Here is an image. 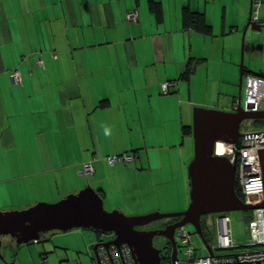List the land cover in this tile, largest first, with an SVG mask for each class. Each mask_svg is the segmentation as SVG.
I'll return each instance as SVG.
<instances>
[{"label":"crops","instance_id":"obj_1","mask_svg":"<svg viewBox=\"0 0 264 264\" xmlns=\"http://www.w3.org/2000/svg\"><path fill=\"white\" fill-rule=\"evenodd\" d=\"M249 6L250 0H0V211L56 202L91 186L105 206L136 216L150 194L160 196L158 207L166 202L174 181L189 189L193 108L236 109ZM130 11L136 21L127 19ZM244 48L262 52L264 43L252 39ZM17 70L20 84L11 77ZM242 72L243 80L264 77L244 66ZM166 81L175 84L165 95ZM242 87L241 80L240 93ZM123 153H134V161L109 165L110 156ZM87 161L93 171L84 176ZM84 229L18 246L3 236L9 257L0 264H96Z\"/></svg>","mask_w":264,"mask_h":264},{"label":"water","instance_id":"obj_2","mask_svg":"<svg viewBox=\"0 0 264 264\" xmlns=\"http://www.w3.org/2000/svg\"><path fill=\"white\" fill-rule=\"evenodd\" d=\"M252 0L249 16L242 32V52L239 76V92L235 110H219L194 107L192 119L193 159L189 163L190 182L188 207L181 212H151L144 215L128 216L118 209L108 211L104 208L102 197L87 186L75 194H68L56 202H39L22 210L0 211V259L3 260L2 237H9L15 245L38 240L42 235L65 232L76 228L92 229L98 233L111 234L113 239L106 242L116 245L128 244L132 248L137 264H161L163 255L154 243L156 236H165L171 244V264L178 258V244L174 239L175 228L189 224L207 249L208 256L214 252L205 240L201 228L202 216L221 215L225 212L251 210L235 192V164L225 156L214 155L216 141L237 142L240 126L245 119H263V112L245 111L241 105V80L243 76V55L245 53V33L248 29L258 33L263 24L251 21ZM260 206H264L262 203ZM180 218L160 230L139 229L160 219ZM97 245H93V253Z\"/></svg>","mask_w":264,"mask_h":264},{"label":"built area","instance_id":"obj_3","mask_svg":"<svg viewBox=\"0 0 264 264\" xmlns=\"http://www.w3.org/2000/svg\"><path fill=\"white\" fill-rule=\"evenodd\" d=\"M264 5V0H252L251 21L255 23L264 22L260 18V9ZM137 13L130 11L126 17L130 21H136ZM41 59L39 62L41 63ZM12 81L18 84L20 81L19 71L12 74ZM175 81H166L160 85L161 92L166 95L170 91ZM244 98L240 102L245 111L263 112L264 111V77L249 74L244 78ZM241 135L237 142L216 141L214 143V155L225 156L230 163L235 164V180L238 185V191L242 194V202L250 206L252 217L248 221L249 244L264 245V127L261 130L240 131ZM135 154L123 153L118 156H110L107 161L109 165L116 162L132 163ZM93 171L90 161H87L80 174L86 176ZM218 221V220H217ZM221 227L217 230V248H233L230 229L226 227L228 220L224 217L220 219ZM223 221V222H222ZM222 231V232H221ZM174 239L179 243V249H182V256L174 261V264H264V249L255 251H245V253H236L233 255L217 256L215 253L209 257L196 256L195 247L190 241V233L184 230V227H178L174 233ZM108 241H99L95 245L93 253L96 264H137L133 255L132 248L128 244L116 245ZM181 247V248H180ZM10 264H18L12 261Z\"/></svg>","mask_w":264,"mask_h":264},{"label":"rangeland","instance_id":"obj_4","mask_svg":"<svg viewBox=\"0 0 264 264\" xmlns=\"http://www.w3.org/2000/svg\"><path fill=\"white\" fill-rule=\"evenodd\" d=\"M251 30L249 29L248 32L245 33V42L248 43V41L254 39L256 42H263L264 43V25L262 29L258 33H254L255 36H252L250 34ZM241 39H240V47L242 44V35L240 34ZM243 66L250 68V70L254 71L255 74H260L261 71L264 72V51H260L257 53H251L250 52H245L243 55ZM254 75V74H253ZM243 78H242V84H243ZM244 86V84H243ZM241 102H243L244 98V87H242L241 91ZM264 127V118L263 119H245L241 126H240V131H258L263 129ZM237 184V183H236ZM238 186V185H237ZM169 190V194L167 196L163 195L161 192L160 195L162 196H167L168 200L166 202H161L159 204L160 206L158 207L157 202L160 200V196L155 197L154 195L150 194V200L148 204H145L143 206L144 209L141 212V215L151 213V212H162V213H171V212H181L183 209H186L188 206L189 202V189L185 187L184 189L181 188L180 184L176 181H174L170 186H166ZM160 189V188H159ZM164 198V197H162ZM144 203V202H143ZM185 203V207L181 206V204ZM180 207V210H170L171 207ZM161 207V208H160ZM170 207V208H169ZM104 208L107 209L108 211H112V208L110 209L107 206L104 205ZM159 210H158V209ZM155 209V210H154ZM125 213V212H124ZM252 211L251 210H243V211H231V212H225L222 215L225 216V218L228 220L226 223V227L230 229L231 232V239L233 240V245H236V247L233 248H217V228L215 225V220L219 216L217 214L212 215V214H207V216H203L204 218L202 219V229L204 232V236L206 238V241H209L211 248L213 249V252L217 256L221 255H233L236 253H245V251H255L257 249H264V245H256L254 247L247 246L249 244V233H248V221L252 217L251 215ZM126 214V213H125ZM128 216H135V215H130L126 214ZM161 220L160 221H153L150 223V226L153 228H156L160 226ZM184 230L188 231L190 233V241L192 245L195 247V253L196 256L199 257H206L208 256L207 249L204 246L203 242L200 240L199 236L197 234H194V229L191 225L185 224ZM85 232H88L90 234V240H91V245L96 244L99 241H109L113 239V235L111 234H104V233H96L92 229H84ZM154 245L158 248L161 249V255H163L162 258V264H171L170 261V255H169V250L163 246L161 243V240L159 238H155L153 241ZM178 245H180L178 243ZM93 247L91 246L90 249ZM181 248V247H180ZM180 251L177 253L180 257L182 256L181 252L182 249H179ZM5 258H8L9 256L7 255L6 252H4ZM239 264V263H235Z\"/></svg>","mask_w":264,"mask_h":264},{"label":"flooded vegetation","instance_id":"obj_5","mask_svg":"<svg viewBox=\"0 0 264 264\" xmlns=\"http://www.w3.org/2000/svg\"><path fill=\"white\" fill-rule=\"evenodd\" d=\"M225 216H221V215H219L217 218H216V220L215 221H219L221 218H224ZM204 217L202 216V218H201V220L203 219ZM161 220V223H160V226H158V227H156V228H153V227H151L150 226V223L148 224V225H146V226H143V227H138L139 229H145V230H148V229H157V230H160L161 228H164L166 225H168V224H172V223H174V222H177V221H179L180 220V218H172V219H160ZM216 223V222H215ZM176 229L177 228H175L174 230L176 231ZM203 235H204V233H203ZM155 238H159L160 240H161V243L163 244V246L164 247H166L168 250H169V255H171L170 254V252H171V244H170V242L167 240V238L165 237V236H162V235H160V236H156V237H154L153 238V241H154V239ZM204 238H205V236H204ZM205 240H206V238H205ZM209 242V241H208ZM161 250V249H160ZM161 263H162V261H161Z\"/></svg>","mask_w":264,"mask_h":264},{"label":"trees","instance_id":"obj_6","mask_svg":"<svg viewBox=\"0 0 264 264\" xmlns=\"http://www.w3.org/2000/svg\"><path fill=\"white\" fill-rule=\"evenodd\" d=\"M154 6L152 5V8H153ZM188 15H187V17L189 18V23L190 24H193L194 26H196V23H198L197 21H198V18L194 15V14H191L190 12H188L187 13ZM188 18H187V20H188ZM196 19V20H195ZM188 72V71H187ZM187 72H185V74L187 73ZM257 76H259V75H257ZM262 76V75H261ZM260 76V77H261ZM263 77V76H262ZM235 192H237V195L239 196V198H242V194L238 191V186H237V184L235 183ZM202 221V220H201ZM201 228H202V223H201ZM96 233H98V232H96ZM204 233V232H203ZM162 264V263H161Z\"/></svg>","mask_w":264,"mask_h":264},{"label":"bare ground","instance_id":"obj_7","mask_svg":"<svg viewBox=\"0 0 264 264\" xmlns=\"http://www.w3.org/2000/svg\"><path fill=\"white\" fill-rule=\"evenodd\" d=\"M215 225H216V228H217V230H219V225H220V227H221V221L219 220V221H216V223H215ZM222 232V231H221ZM210 244V243H209ZM211 247V246H210ZM212 251H213V249H212Z\"/></svg>","mask_w":264,"mask_h":264}]
</instances>
